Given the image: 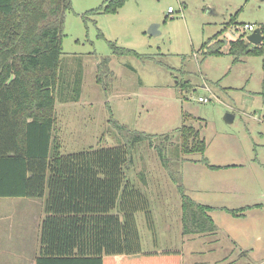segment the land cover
<instances>
[{
    "label": "rangeland",
    "instance_id": "obj_1",
    "mask_svg": "<svg viewBox=\"0 0 264 264\" xmlns=\"http://www.w3.org/2000/svg\"><path fill=\"white\" fill-rule=\"evenodd\" d=\"M105 1L72 0L66 13L53 113L59 152L120 143L115 121L156 135L152 146L146 141L136 145L133 164L126 170L150 205L151 225L143 213L135 214L142 252L178 250L184 264H201L208 259L207 250L224 256L253 242L263 247L262 228L253 227L250 217H233L222 208L241 207L243 201L233 193L246 198L264 193V39L259 46L251 44L260 48L257 54L237 60L228 54L229 42L249 35L244 25L261 28L264 37V0H127L113 14L83 18ZM152 24L157 26L154 35L148 32ZM107 41L140 57L114 54ZM208 43L221 53L204 54ZM105 57L109 62L101 68L98 83L97 65ZM199 97L209 101L200 102ZM227 114L233 116L231 122L225 120ZM182 125L199 132L210 164L245 167L223 176L199 162L202 154L183 155L178 133ZM159 155L171 158L173 168L182 172L191 199L215 207L209 215L217 231L209 237L182 232L180 196ZM46 197L47 190L42 198H0V242L8 250L16 245L21 219L29 220L22 223L32 245L34 221L44 218ZM201 219L209 225L206 217ZM231 259L230 264H264V258Z\"/></svg>",
    "mask_w": 264,
    "mask_h": 264
},
{
    "label": "trees",
    "instance_id": "obj_2",
    "mask_svg": "<svg viewBox=\"0 0 264 264\" xmlns=\"http://www.w3.org/2000/svg\"><path fill=\"white\" fill-rule=\"evenodd\" d=\"M126 1L106 0L83 18L113 14ZM71 10L72 0H0V198H42L47 190L36 264H181L178 250L142 252L135 214L143 213L151 225L150 205L126 175L136 145L146 141L152 146L156 135L115 121L120 143L59 152L53 113L64 22ZM107 44L114 54L140 57L114 42ZM203 46L204 54L221 53L211 43ZM228 46L235 60L260 52L242 36ZM108 62L105 57L97 65L98 83ZM178 133L183 155L202 154L199 162L218 169L203 156L205 141L196 129L182 125ZM160 160L180 196L182 232L214 233L212 208L188 196L182 172L173 168L171 158L161 155Z\"/></svg>",
    "mask_w": 264,
    "mask_h": 264
},
{
    "label": "crops",
    "instance_id": "obj_3",
    "mask_svg": "<svg viewBox=\"0 0 264 264\" xmlns=\"http://www.w3.org/2000/svg\"><path fill=\"white\" fill-rule=\"evenodd\" d=\"M212 166H216L218 167V169H211L208 166L206 167L211 170H215L216 173H222L223 176H225L224 173H237L239 171H242L243 167H245L242 164H232V165L231 164H221V165L213 164ZM246 166L250 167L249 164H247ZM231 196H233L234 199L240 201V203L243 201L241 207H237V208L223 207L222 209H224L225 212H227L229 215H232L233 217H237V218L250 217L252 226L253 227L257 226L259 228H262V230L264 231V193H257V194L249 193L248 198H246V196H240L236 193H233V195ZM192 200L198 203V201H195L194 199ZM198 204L211 207L212 209L210 211H212L215 208L214 206L210 204H204V203H198ZM230 211H233L235 213L241 212L242 215L240 216L233 215L230 213ZM36 217L38 219L34 221L35 225H34V235H33L32 245L27 243V241L29 240L28 234L25 231L27 226L23 224L25 221L29 222L28 218L21 219L23 223L22 222L20 223V221L17 220V224H19L18 227H20V230H18L16 235L14 236V239H15L14 244L16 245L12 246L11 249L8 250L5 244H2V242H0V264H36L35 260L38 257V253H39V235H40V225L42 221V217L40 216H36ZM22 228H25V229L23 230ZM216 231H217V227H216ZM207 234H213V233H201L200 235L207 238L209 237V235ZM209 241L214 242L212 240H209ZM214 244H217V243L215 242ZM242 248L244 249H242L241 252H237L235 254H233V252H229L230 254L228 255L225 254L224 256L218 255L217 252L214 250H211V251L207 250L204 254V257L208 259H206L205 261H202L201 264H212V262L213 264H230L234 260L231 258L239 257V255L245 256L246 258H264V244L262 247V246H258L255 242H253L251 245H247V246L245 245ZM212 252L216 253V255L210 256ZM8 253L10 254V256H8ZM212 257L220 258V261L219 259H216V261H213L210 259ZM3 258H14L15 261L5 262L4 260H2ZM181 264H184L183 258L181 260Z\"/></svg>",
    "mask_w": 264,
    "mask_h": 264
},
{
    "label": "water",
    "instance_id": "obj_4",
    "mask_svg": "<svg viewBox=\"0 0 264 264\" xmlns=\"http://www.w3.org/2000/svg\"><path fill=\"white\" fill-rule=\"evenodd\" d=\"M156 25L152 24L148 30L149 34L154 35L156 33ZM246 40L253 45H259L263 41V36L261 34L260 28L254 29L252 32L249 33V35L246 36ZM233 119V116L230 114H227L225 116V120L228 122H231Z\"/></svg>",
    "mask_w": 264,
    "mask_h": 264
},
{
    "label": "built area",
    "instance_id": "obj_5",
    "mask_svg": "<svg viewBox=\"0 0 264 264\" xmlns=\"http://www.w3.org/2000/svg\"><path fill=\"white\" fill-rule=\"evenodd\" d=\"M173 12H174L173 8L169 7L168 13H173ZM243 29L246 31H249V32H252L254 30L253 26H251V25H244ZM198 101L203 102V103H207L209 100L207 98L199 97Z\"/></svg>",
    "mask_w": 264,
    "mask_h": 264
}]
</instances>
